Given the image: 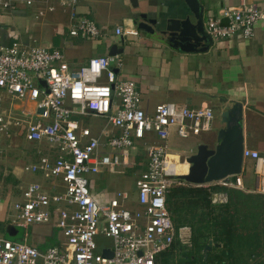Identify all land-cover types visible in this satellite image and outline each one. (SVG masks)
<instances>
[{"label":"built area","instance_id":"1","mask_svg":"<svg viewBox=\"0 0 264 264\" xmlns=\"http://www.w3.org/2000/svg\"><path fill=\"white\" fill-rule=\"evenodd\" d=\"M16 2L27 7L41 5L50 13L56 6L73 9L78 0H0V8L9 9ZM69 14L70 38L102 37L104 32L95 22ZM263 17L255 7H226L218 17L207 19L205 32L212 39L236 34L250 38L255 23ZM114 32L116 36H138L132 24ZM122 67L117 55L94 56L72 68L60 50L16 41L0 46V134L10 133L12 125L23 130L26 141H46L56 149L54 158L41 157L36 164L24 167L26 173L54 179L52 193L35 182L19 186V199L12 205V224L26 231L54 222L60 236L57 246L44 251L28 245L26 234L22 242L0 237V264H156L158 255L174 241L190 247L191 229L176 228L166 207L172 187L190 185L174 170L176 161L169 156L176 152L168 139L173 129L181 139L212 131L213 111L167 102L148 113L141 106L135 83L116 75L115 69ZM5 98L20 116L12 109L3 111ZM20 102H32L33 110H19ZM87 117L103 120L97 133L80 124V118ZM151 133L156 142L144 144L146 169L136 178L134 193L118 189L107 204H99L92 195L89 176L117 175L132 168L134 143ZM191 154L182 156L179 152L177 163L188 169L185 159ZM242 157L254 164L258 186L253 192L264 194V155L244 147ZM205 186L243 190L239 175ZM99 233L111 240V247L97 246ZM105 249L111 250V258L102 256Z\"/></svg>","mask_w":264,"mask_h":264},{"label":"crops","instance_id":"2","mask_svg":"<svg viewBox=\"0 0 264 264\" xmlns=\"http://www.w3.org/2000/svg\"><path fill=\"white\" fill-rule=\"evenodd\" d=\"M198 2L202 9L204 31L207 19L218 17L219 11L226 7L237 9L255 7L264 15V0H198ZM40 11L58 22V29L53 33L51 42L47 46L37 47L60 50L71 63L72 68L85 64L89 58L84 62H77L76 58L67 56V53L76 43L81 44L91 39L70 38L68 27L70 24L69 13L87 17L104 32L101 38L92 40L95 43L90 46L91 53H94V56H111L109 55L110 47H116L115 51L118 52L115 55L123 61V67L119 70L115 69L116 75L121 80H131L135 83L141 98V106L148 113H153L157 105L167 102L185 105L190 109L210 107L214 115L213 130L201 133L191 139L198 144L211 145L215 142V130L223 127L220 122V112L230 103L238 102L243 108L244 147L264 155V17L255 23L254 33L250 38H243L236 34L228 39H212L206 34L210 41L205 44V50L198 49L187 52L170 46L159 35V32L165 28L167 19L188 15L191 22L195 23L185 0H78L73 9L56 6V10L50 13L44 12L41 5L27 7L16 2L9 9L0 8V46H6L14 41L25 46H32L28 34L18 29L15 18L23 16L25 13H39ZM134 21L137 23L146 22L153 33L139 30ZM154 22L155 24H153ZM222 23L226 24V21L223 20ZM131 24L138 31L137 37L115 35V28L131 26ZM79 48L82 50L83 45L78 46L77 49ZM10 104L9 99L5 98L3 111L12 109L20 116V111L10 107ZM18 104L19 110L31 111L34 107L32 102ZM93 118H80V124L90 128L93 133H97L102 127V119H100L99 125H85V122ZM0 136L10 137L11 141H14L13 138L16 136L28 145H35V149L32 148L30 152L31 159L19 164L18 171L15 170L12 173L15 177V184L3 187L0 183L2 198L0 202V232L6 235L5 227L7 225L19 229L12 224L9 212L10 205L12 209L13 203L19 199V186L35 182L40 184L46 193H52L51 188L56 183L54 179L42 173H26L24 167L36 164L41 157L54 158L56 149L46 141H26L21 128L13 127L10 133L0 134ZM154 141L156 142L155 135L151 133L135 143L144 146V144ZM170 148L173 151L176 149L171 146ZM194 151L192 148L180 149L181 155H187ZM137 161V155L132 154L134 167ZM145 162L147 163V156ZM146 163L144 169H146ZM19 171L35 176L37 181H24ZM102 175L106 176V174H99L89 177L93 197L99 204L104 205L111 197L106 192L97 193L94 188L96 180ZM239 176L242 179L243 190L237 191L244 195L257 194L253 192L258 186L253 161L249 159L243 161ZM213 195L214 204L224 205L227 203L225 193ZM40 226H50V233L37 234L34 228ZM21 231L20 240L12 241L22 242L26 234V243L37 247L40 251L57 246L60 241L59 232L54 226V222L47 225H35L26 231ZM17 233L16 231L15 236Z\"/></svg>","mask_w":264,"mask_h":264},{"label":"trees","instance_id":"3","mask_svg":"<svg viewBox=\"0 0 264 264\" xmlns=\"http://www.w3.org/2000/svg\"><path fill=\"white\" fill-rule=\"evenodd\" d=\"M216 193H225L227 203L214 204ZM166 207L176 228L191 229V245L174 241L156 264H264V195L187 185L170 189Z\"/></svg>","mask_w":264,"mask_h":264},{"label":"water","instance_id":"4","mask_svg":"<svg viewBox=\"0 0 264 264\" xmlns=\"http://www.w3.org/2000/svg\"><path fill=\"white\" fill-rule=\"evenodd\" d=\"M185 2L195 19V23L191 22L188 15L167 19L165 28L159 32V35L170 46L183 51L205 50V44L210 39L204 31L202 9L198 0H185ZM134 24L143 32L153 33L146 22L137 23L134 21ZM115 50H117L116 47H110L109 55L117 54L118 51ZM41 84L44 85L43 82ZM242 121L243 108L240 103L233 102L224 107L220 112V122L223 127L215 130V142L211 145L207 143L198 144L195 151L185 159L188 165L187 172L178 178L190 185L202 187L239 175L244 161L242 157L244 149ZM5 233L13 237L16 230L12 225H7ZM211 245L212 242L210 241L203 252L209 251ZM102 256L111 258V250H103Z\"/></svg>","mask_w":264,"mask_h":264},{"label":"rangeland","instance_id":"5","mask_svg":"<svg viewBox=\"0 0 264 264\" xmlns=\"http://www.w3.org/2000/svg\"><path fill=\"white\" fill-rule=\"evenodd\" d=\"M17 22L18 29L22 32H26L30 37L32 46H47L51 42V37L53 33L58 29V22L50 19V16L43 15L39 16L38 13H25L23 16H17L15 18ZM76 43L75 40L73 41ZM95 41L86 40L84 43H76L74 47L67 53V56L76 58L77 62H84L91 56H94V53H91L90 46H92ZM83 45L81 50L78 46ZM98 46V45H96ZM94 125H93V123ZM101 122L100 119L93 118L89 119L88 122H85L87 126H96ZM13 130V127L10 131ZM14 141H11L10 137L0 136V183L3 187H8L10 184H15V177L13 172L18 171L19 164L22 162L28 161L31 159V149H35V145H28L23 142L20 138L14 136ZM193 137L188 139H181L177 136L175 129L172 130L171 136L168 139L169 146L176 148L175 152L178 154L180 149L188 150L192 148L196 149L198 143L193 141ZM155 142V141H154ZM153 143V142H152ZM38 146V145H37ZM36 146V147H37ZM139 143H135L131 149V154H135L138 157L135 167L125 169L123 173L117 175H102L99 179L96 180L95 190L99 194L107 193L109 197H112L115 190H127L131 193L135 191V180L138 175L145 170V160L146 155L144 152V146ZM41 147V146H40ZM181 154V153H180ZM186 156V154H182ZM20 173V171H19ZM24 181H37L35 176L20 173ZM247 195H257V194H247ZM12 202V201H11ZM10 216H13V210L11 205L9 208ZM18 233L16 236L11 237L7 234L0 232V237H4L9 240H20L22 236V231L15 229ZM34 231L39 235H45L50 233L51 227L40 226L34 228ZM59 235V234H58ZM95 243L99 248L101 247H111V240L105 238L102 234H97L95 237Z\"/></svg>","mask_w":264,"mask_h":264},{"label":"bare ground","instance_id":"6","mask_svg":"<svg viewBox=\"0 0 264 264\" xmlns=\"http://www.w3.org/2000/svg\"><path fill=\"white\" fill-rule=\"evenodd\" d=\"M177 154H170L169 159L172 161H176L174 163V170L177 174L183 175L187 172V166L185 164L177 163Z\"/></svg>","mask_w":264,"mask_h":264}]
</instances>
